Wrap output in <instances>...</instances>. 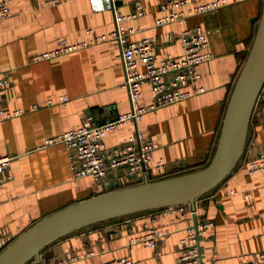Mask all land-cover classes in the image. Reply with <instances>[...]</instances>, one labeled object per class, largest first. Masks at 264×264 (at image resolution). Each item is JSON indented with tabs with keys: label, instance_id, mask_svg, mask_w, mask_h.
<instances>
[{
	"label": "crops",
	"instance_id": "1",
	"mask_svg": "<svg viewBox=\"0 0 264 264\" xmlns=\"http://www.w3.org/2000/svg\"><path fill=\"white\" fill-rule=\"evenodd\" d=\"M263 2L226 0L182 21L155 24V17L164 13L161 0L114 1L123 13L137 6L144 9L124 23L137 29L131 38L151 35L159 56L181 54V30L199 23L207 32L212 57L197 65L199 83L205 86L202 92L147 110L103 138V153H116L123 138L140 128L156 143L151 162L162 158L164 166L152 168L147 176L129 174L124 166L108 167L105 182L97 184L90 175H72L71 148L64 141L45 143L44 139L78 126L86 116L99 122L129 107L119 44L103 39L49 58L30 56L56 46L60 38L91 40L108 32L114 26L113 10L93 0H10L9 15L0 17V76L8 78L2 103L24 111L0 119V154L13 156L6 169L11 177L0 181V248L35 220L69 203L146 177L205 166L214 152L224 109ZM141 89V102L146 103L149 87L144 84ZM61 94L67 98L61 100ZM35 103L39 105L33 107ZM263 122L264 84L249 119L239 163L219 185L189 202L188 207L195 209L190 216L158 207L111 217L55 239L24 264H96L121 255L131 257L133 264H171L185 225L200 217L212 223L199 234L200 257L191 264H240L257 258L264 249V171L249 174L243 165L264 150ZM149 225L168 232L154 246L130 242Z\"/></svg>",
	"mask_w": 264,
	"mask_h": 264
},
{
	"label": "built area",
	"instance_id": "2",
	"mask_svg": "<svg viewBox=\"0 0 264 264\" xmlns=\"http://www.w3.org/2000/svg\"><path fill=\"white\" fill-rule=\"evenodd\" d=\"M45 1L55 3L59 0ZM93 1H96L98 6L112 8L114 26L111 30L97 34L91 40L69 42L65 38H60L56 46L36 52L30 57L32 59L49 58L83 47L90 41L96 42L103 39L115 40L119 44L124 72L122 84L128 93L129 107L119 111L114 117L99 122L86 116L78 126L44 139L45 143L62 140L71 148L69 160L73 176L90 175L97 184H103L107 177L108 167L124 166L129 174L136 173L140 176H147L151 174L152 168L160 169L164 166L162 158L151 162L156 143L140 128H136L134 133L123 138L116 153L107 155L103 153V138L109 130L115 129L129 120H137L147 110L202 92L205 86L199 83L200 73L197 70V65L211 58L212 52L209 49L207 32L198 23L186 26L181 30L179 35L181 54L167 53L159 56L151 35L131 38L130 35L137 29L126 26L124 23L127 18L142 14L144 12L142 7L137 6L135 10L123 13L115 8V0ZM225 2L226 0H161L160 8L164 10V13L155 17L154 22L162 24L172 20L182 21L190 14L217 8ZM9 3L10 0H0L1 18L9 15ZM139 62L142 63V67H139ZM7 83L8 78L0 76V119L11 118L24 111L21 107L8 108L3 105L2 89ZM144 84L149 87L151 93L150 99L146 103L141 102V88ZM59 97L61 100L67 98L65 94H61ZM46 103H50V101L46 100ZM38 105L35 103L33 107ZM12 157L11 154H0V173H3L0 181L11 177L6 169L9 167ZM243 166L249 174L264 171V150L255 157L246 160ZM230 192H234V190L230 189ZM188 204V201H183L163 207L169 213L181 211L184 217H188L195 211L194 207H188ZM211 223L212 220L200 217L185 225V232L179 238V252L171 264L198 262L200 257L199 234L205 232ZM167 232V228L149 225L144 231L131 237L130 242L154 246L158 239ZM96 264H133V260L127 255H121L109 262ZM240 264H264V249L258 252L257 258L244 260Z\"/></svg>",
	"mask_w": 264,
	"mask_h": 264
},
{
	"label": "water",
	"instance_id": "3",
	"mask_svg": "<svg viewBox=\"0 0 264 264\" xmlns=\"http://www.w3.org/2000/svg\"><path fill=\"white\" fill-rule=\"evenodd\" d=\"M264 84V2L252 43L226 103L208 163L198 169L97 193L35 220L0 248V264H24L55 239L111 217L188 201L219 185L237 166L249 119Z\"/></svg>",
	"mask_w": 264,
	"mask_h": 264
},
{
	"label": "trees",
	"instance_id": "4",
	"mask_svg": "<svg viewBox=\"0 0 264 264\" xmlns=\"http://www.w3.org/2000/svg\"><path fill=\"white\" fill-rule=\"evenodd\" d=\"M244 61V60H243ZM243 61H242V63H243Z\"/></svg>",
	"mask_w": 264,
	"mask_h": 264
}]
</instances>
